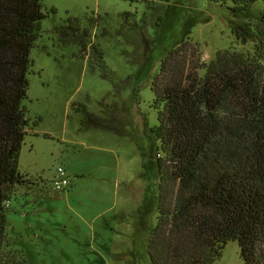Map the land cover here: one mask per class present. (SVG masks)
I'll use <instances>...</instances> for the list:
<instances>
[{
  "label": "rangeland",
  "instance_id": "obj_1",
  "mask_svg": "<svg viewBox=\"0 0 264 264\" xmlns=\"http://www.w3.org/2000/svg\"><path fill=\"white\" fill-rule=\"evenodd\" d=\"M43 4L48 17L31 51L24 102L30 124L19 160L20 172L35 185L26 207L21 197L12 202L8 219L36 264H152L148 238L157 223L160 156L150 133L159 123L151 85L160 60L186 30L205 63L220 51H250L253 44L236 42L231 3ZM70 18L90 33L85 47L66 44L56 32ZM113 124L119 133L109 130ZM59 168L70 181L66 190L54 188ZM214 264H243L239 244L229 242Z\"/></svg>",
  "mask_w": 264,
  "mask_h": 264
},
{
  "label": "trees",
  "instance_id": "obj_2",
  "mask_svg": "<svg viewBox=\"0 0 264 264\" xmlns=\"http://www.w3.org/2000/svg\"><path fill=\"white\" fill-rule=\"evenodd\" d=\"M207 1L232 4V34L253 49L220 51L205 63L186 30L160 60L151 85L159 123L150 133L160 157L148 253L152 264H214L237 242L243 264H264V7L248 16L264 0ZM43 3L0 0V264H36L8 213L20 197L25 207L30 203L35 185L20 172L19 160L30 124L24 102L31 51L48 17ZM56 32L66 44L84 47L90 36L78 18ZM109 130L120 129L113 124Z\"/></svg>",
  "mask_w": 264,
  "mask_h": 264
},
{
  "label": "built area",
  "instance_id": "obj_3",
  "mask_svg": "<svg viewBox=\"0 0 264 264\" xmlns=\"http://www.w3.org/2000/svg\"><path fill=\"white\" fill-rule=\"evenodd\" d=\"M54 188L56 190H66L70 186V181L66 177V173L62 168L58 169L57 176L54 180Z\"/></svg>",
  "mask_w": 264,
  "mask_h": 264
}]
</instances>
